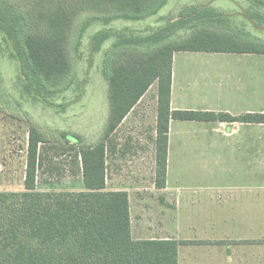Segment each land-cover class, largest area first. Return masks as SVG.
<instances>
[{"label": "trees", "instance_id": "obj_1", "mask_svg": "<svg viewBox=\"0 0 264 264\" xmlns=\"http://www.w3.org/2000/svg\"><path fill=\"white\" fill-rule=\"evenodd\" d=\"M249 1L247 20L252 26L264 25V12L261 11L264 0ZM166 2L0 0V58L16 62L14 81L20 99L31 98L47 106L53 105L49 98L55 89L68 86L72 70L68 45L80 13H98L102 23L107 25L118 18L137 20L153 15ZM184 11L183 16L168 19L146 35L129 36L125 31L101 29L90 36L94 53L101 50L103 42L111 35H117V40L105 51L103 58L102 74L108 83L109 105L105 130L97 143L81 146L78 151L85 189H37L39 144L44 143L46 137L30 125L24 189L0 190V264H177L176 240L132 238L127 193L106 189L109 137L155 82L156 184L163 186L171 118L264 122V113L232 117L223 113L170 109L174 52L264 54V41L254 37L250 30L232 28L231 22L235 19L231 15H223L209 6H191ZM240 22L251 26L246 20ZM91 23L87 20L81 25L80 36ZM179 31L187 34L171 40L170 37ZM145 43L153 48L144 53L133 50L129 54L124 49L128 45ZM77 138L70 135L67 140L75 142Z\"/></svg>", "mask_w": 264, "mask_h": 264}, {"label": "crops", "instance_id": "obj_2", "mask_svg": "<svg viewBox=\"0 0 264 264\" xmlns=\"http://www.w3.org/2000/svg\"><path fill=\"white\" fill-rule=\"evenodd\" d=\"M253 55L264 54L174 52L170 109L264 113ZM110 138L106 189L119 158L139 159L151 181L109 189L127 193L132 238L176 240L177 264H264V122L171 118L163 186L156 184V120L150 135L128 137L122 154Z\"/></svg>", "mask_w": 264, "mask_h": 264}, {"label": "rangeland", "instance_id": "obj_3", "mask_svg": "<svg viewBox=\"0 0 264 264\" xmlns=\"http://www.w3.org/2000/svg\"><path fill=\"white\" fill-rule=\"evenodd\" d=\"M254 2L256 3L255 0ZM250 3L249 0H167L153 15L137 20L118 18L107 25L102 23L98 13L88 11L80 13L72 28L68 45L72 67L70 83L64 89H55V93L49 98L54 104L49 106L31 98L20 99L14 81L16 62L7 57L0 58V86H2L0 87V190L24 189L26 140L30 125L37 127L46 137V141L39 144L37 189L68 191L85 189L78 151L81 146L97 143L105 130L109 117V105L108 83L102 74L103 58L105 51L117 40V35H111L103 42L101 50L94 53L90 47L92 34L101 29H108L117 32L125 31L129 36L146 35L162 26L168 19H178L183 16L186 8L209 6L223 15H231L235 19L231 22L232 28L237 26L244 32L250 30L254 37L264 41V25L252 26L247 20V6ZM261 11L264 12L263 7ZM242 19L251 26L242 25L240 22ZM87 20H91L92 23L80 36V27ZM186 34L179 31L170 39H181ZM152 48L151 44L145 43L128 45L124 49L129 54L133 50L144 53ZM249 59L253 62V75L255 62H257L259 107L264 108V55H253ZM156 94L157 86L154 82L128 116L126 124L111 135V140L117 138L120 154L126 149L128 137L138 139L150 135L156 120ZM70 135L78 137L75 142L67 140ZM126 159L127 157L119 158L118 162L122 161V163L117 168L113 165L119 175L112 176L108 172L107 187L109 189L113 188L114 184L124 186L131 182L142 184L151 182L148 176H144L145 170L139 167V159L132 157L123 161ZM107 160L109 161V155ZM110 164H107V168Z\"/></svg>", "mask_w": 264, "mask_h": 264}]
</instances>
